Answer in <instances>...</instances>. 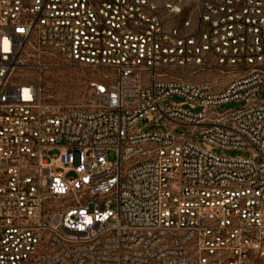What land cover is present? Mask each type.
<instances>
[{"label":"built area","instance_id":"built-area-1","mask_svg":"<svg viewBox=\"0 0 264 264\" xmlns=\"http://www.w3.org/2000/svg\"><path fill=\"white\" fill-rule=\"evenodd\" d=\"M261 95L264 0H0V264H264Z\"/></svg>","mask_w":264,"mask_h":264},{"label":"rangeland","instance_id":"rangeland-1","mask_svg":"<svg viewBox=\"0 0 264 264\" xmlns=\"http://www.w3.org/2000/svg\"><path fill=\"white\" fill-rule=\"evenodd\" d=\"M92 75L87 70L80 67H70L65 63H56L52 68L45 71L42 74L41 91L43 98L47 102L57 103L64 107H78L83 104L84 95L86 92L87 80ZM32 78V76H30ZM221 82H224L223 78H219ZM36 81V78H34ZM261 99L264 100V95H261ZM171 102L180 103L182 99L174 97ZM245 106L244 102H232L220 107L219 112H225L229 110H239ZM201 109L192 111L193 113L200 112ZM145 132L162 131V127H158L155 124H150L147 121H143L140 125ZM176 133L178 135H185L187 138L193 141H199V137L193 134L187 127L177 128ZM219 155H227L229 157H249V154L243 152H220L216 151ZM108 159L114 163L117 160L116 151H110L108 153ZM112 209H116V204L111 206Z\"/></svg>","mask_w":264,"mask_h":264}]
</instances>
